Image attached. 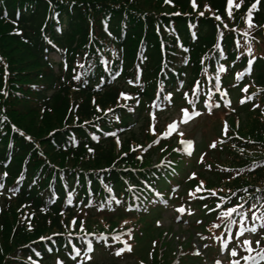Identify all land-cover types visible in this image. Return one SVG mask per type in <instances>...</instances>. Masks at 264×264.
Masks as SVG:
<instances>
[{"label":"trees","instance_id":"1","mask_svg":"<svg viewBox=\"0 0 264 264\" xmlns=\"http://www.w3.org/2000/svg\"><path fill=\"white\" fill-rule=\"evenodd\" d=\"M4 4L8 7L10 18H13V9L18 6L19 8H22L25 4H31L35 1V10L30 12H21V19L19 22L20 29H22V36L18 37H12L17 42L20 41V38L24 41H27L26 44H24V48H20L17 46H13V44L16 42L15 40L9 38L8 34H5L3 32L0 34V40L1 36L5 35L7 39L5 40V37L3 38L4 42V51L8 50L11 53L10 57H7V59H11V61L16 62L13 58H17L18 63L23 68L17 69L15 65L12 66L11 72L15 73V75H11V78H7V86L5 88L3 87V79L0 78V105L5 108V114L9 117L10 120H12L14 123L20 126V122L17 120L18 118H21L17 114H13L12 112H15L16 110H11L10 106V100L12 96L14 95L13 92L10 91V89L14 88L13 85H16V83H22L25 80L28 81L30 78H24L29 77L24 72H27L30 68V64L26 63L27 59L32 57L35 61L40 63L42 66H45L46 63L44 62L42 58V51H43V41L41 37V33L39 30V26L44 23L46 19V14L51 11V8L49 6V3L53 5V7L59 9L60 16L64 17L63 22L65 21L66 24V30L63 32L62 36H55V39L59 38V41L62 42L64 45L68 44V47L77 44V48L80 49L81 45L85 43L84 47L89 42V28H88V21L90 19H93L94 15H96L98 18V14L102 13L104 11L103 7H110L111 5L120 4L123 8L125 6H129L128 9L137 13L142 14L138 17L132 16L130 17L132 20L128 22L127 25L130 26V24L134 25V27L129 28L128 32L125 33L123 37L120 35L121 31V24L124 23V20H122V15L119 11H116L113 9L112 17H110V23H109V29L110 34L113 36V40L115 41V44L117 47L122 49L125 52V59L128 60L130 58V47L135 43L134 40L135 37L141 36L142 30H145L147 32V56L149 57V64L155 63L156 65L159 62V51L157 48V35L155 34V28L154 26L159 23L160 18H163V15L160 14V12L157 10L159 8V4L154 3L152 0H146L140 2L139 0H135L132 2V0H2ZM174 4H176L177 7L183 12L191 13L189 2L188 0H172ZM199 3H207L209 8L214 13H222L226 4V0H198ZM49 2V3H48ZM68 3H71L73 6H69ZM161 6V5H160ZM143 7V8H142ZM128 12V11H127ZM129 14V13H128ZM130 15V14H129ZM259 17H262L259 15ZM263 18V17H262ZM260 18V19H262ZM186 19H183L180 17L176 22V28L179 32V37L181 40L184 41V43L189 42L187 38V32H186ZM138 21V23H137ZM163 23L165 25L169 26V23L166 20H163ZM215 33L213 21L211 19H202L199 22V28H198V37L196 41V46L194 49H192V55L193 58L195 56L197 57L199 53H201L205 48H209L210 44L213 42V35ZM8 35V36H7ZM92 43L94 46L100 47V44L97 41H94L92 39ZM189 44V43H188ZM2 46V45H1ZM17 49V50H16ZM16 51H18V54L16 56ZM72 51L71 53L68 52V55L71 57L73 56ZM18 65V64H16ZM17 76V77H16ZM19 76V78H18ZM16 77V78H15ZM58 78H56L57 80ZM59 80V79H58ZM9 81V82H8ZM51 84V83H50ZM3 89H5V92L3 93ZM6 93V94H5ZM60 93H57L55 98L56 99ZM105 96L109 97L112 101L114 99V95L109 96L106 94ZM62 101V102H58ZM0 106V110H1ZM58 107L62 109H66L65 101L63 98H59L57 102L51 103V105H48V108L44 111L41 118L38 116L37 112L31 113V115H28L31 117V122L27 124V126H20L22 127L27 133H30L32 136L37 138L39 141L47 143L48 149L51 151L49 152L50 155L53 158L54 162H57V159L55 158V154L60 155L62 159L60 160V163L62 161H69V162H75L78 161V157L83 153V148L78 149L75 153H73V156H70L68 152L69 149L64 148L66 147V141H64V137L68 133V130L70 129L69 126L62 127L63 124V114L59 118H54L53 111H55ZM50 109V110H49ZM92 110V108H90ZM89 110V106L86 103L83 104L80 109L79 113L77 112L76 115L70 114V118L74 122H77L78 124L81 123L80 119L78 118L75 120V118L79 117L78 115H84ZM13 116V118H12ZM38 119V120H37ZM64 125V124H63ZM67 125V124H66ZM78 127H72L71 129L74 131H79L77 129ZM64 130V132L61 133V131ZM77 129V130H75ZM56 130L55 132H52ZM245 135H251L256 137L259 141L262 142V151L264 153V136L262 133L258 131L257 128H250L246 126ZM11 136V131L9 129L7 130V134L2 135L0 132V161L5 158L6 153L8 152L7 149L12 151V157L14 158L13 166L17 167L16 171H13V173L18 172V163L25 158L26 154H30L29 151L31 149V146H29L25 142L24 138L13 135V145H11L9 142H7L8 138ZM12 137V136H11ZM50 140H53L57 144V147H54L51 143H49ZM248 147V146H247ZM64 148V149H63ZM97 158L91 163L92 168H98V167H104L106 162L110 161V158L108 156H111V151H107L106 147L100 148L97 150ZM82 156V155H81ZM68 158V159H67ZM90 163V162H89ZM107 165V164H106ZM33 172V169L30 167L27 171V176H29ZM258 173H261L259 171ZM218 176H221L220 178L216 176V185L220 181L226 182L230 181L229 177L231 174H226L223 172H217L215 173ZM72 177V176H71ZM247 178L246 176H244ZM29 202L28 200H25V197L18 198L16 204ZM34 208L37 209V205L34 204ZM38 210V209H37ZM56 210H54L52 216H54V219L52 220V223L47 222L45 216L39 214L38 215V221L36 222L37 227L33 231L32 235H30L29 238L26 237V234H24V229L18 228L14 226V220H15V214L14 212H11V208L7 209V212L4 210L3 213L0 215V234L3 239L2 246H0V264H13L11 260L5 259V256L11 255L12 253L16 252L18 247L21 244L26 243L27 241H30L31 239H35L38 235L43 234L45 231H50V229L57 228V230L61 229V226L59 225L58 218L56 216ZM29 239V240H28ZM32 241V240H31ZM4 250H2V249ZM20 249V248H19ZM25 250H22V253ZM23 256L19 254L17 258L14 260L17 262V264H23L22 261L24 260L22 258ZM51 264V263H47Z\"/></svg>","mask_w":264,"mask_h":264},{"label":"rangeland","instance_id":"2","mask_svg":"<svg viewBox=\"0 0 264 264\" xmlns=\"http://www.w3.org/2000/svg\"><path fill=\"white\" fill-rule=\"evenodd\" d=\"M140 2H142L143 0H139ZM146 1V0H144ZM236 2L234 0L233 2V7L235 6ZM143 8V7H142ZM159 10H163L162 8H158ZM7 28L5 26H2L0 24V34H2L3 32H6ZM5 37V35L1 36V42H3V38ZM7 37H5L6 40ZM264 43V42H262ZM262 49V47H261ZM260 49V51H261ZM17 50V49H16ZM5 55L7 57L11 56V53L6 50L4 51ZM16 56L18 54V51H16ZM16 58V57H15ZM64 98L67 100L66 105L69 106L76 98H79V95L73 91H68V93L64 96ZM93 99H89V101H91ZM24 105L20 107L21 113H17L21 118H18L17 120L21 123L20 126H27V124H29L31 122V117H29L28 115H31V113L33 112H29V109L31 107L28 106V104L23 103ZM67 113V109H62L60 107H58L55 111H53V116L54 118H59L62 114H63V119L65 118ZM39 116V115H38ZM168 116V115H167ZM166 117V116H165ZM224 115H216L211 121L207 120L206 118H203L201 121L198 122H194L192 123L190 126H185L184 123H177V128L180 130H185L186 128V132H188L189 137L193 138L197 144H204V147H207L206 144L211 140V136L212 139H214L215 137H217L220 131V124H221V120L223 119ZM176 118H179L178 116V112H172L171 114L169 113V116L167 118V122H171L173 120H175ZM38 120V119H37ZM246 120V116H242L240 117V125H242V123H245ZM231 125L236 127V122L234 119H230L229 120ZM164 123V122H163ZM140 126V125H139ZM137 129V130H136ZM135 130L138 131L139 128L137 127ZM164 130H167V127H164ZM151 133V132H150ZM217 159H222V157L217 158ZM190 164H192L191 161L188 162L187 164V169L188 167H190ZM212 164V163H211ZM183 165V163H182ZM214 166V165H213ZM206 169V167L204 168ZM189 170V169H188ZM206 176V175H204ZM209 179L211 178V175L208 176ZM171 212H166V213H162L161 217L163 216L161 220V228H159V230L154 229L153 226H149L148 228H146L144 231L141 229V231H143L142 236L139 235V243H138V250H136L137 252L128 259L122 260L121 263H130L132 262V260H134L131 264H134L135 260H142L146 263V261L149 259V254L147 253L148 251L151 252V247L153 248V245L151 246V242L152 240H159L160 242L169 244L168 245V250L171 249L175 250L177 245L181 242L182 239L186 238L187 240H193V236L194 235L193 232L199 231V229H192V228H186L185 226H182L180 224L177 223H173L172 221H167L166 218H168L170 216ZM165 217V218H164ZM146 222H150V220L147 218L145 220ZM141 224V223H140ZM140 230V229H139ZM189 233L191 234L189 239L187 238ZM3 243V239L2 236L0 234V246H2ZM2 249V248H1ZM4 250V249H2ZM157 250H158V246L156 245V247H154V249L151 252V259L154 260L157 257ZM169 253V252H168ZM132 259V260H130Z\"/></svg>","mask_w":264,"mask_h":264},{"label":"snow or ice","instance_id":"3","mask_svg":"<svg viewBox=\"0 0 264 264\" xmlns=\"http://www.w3.org/2000/svg\"><path fill=\"white\" fill-rule=\"evenodd\" d=\"M164 2L166 4H168V3H171L172 0H164ZM191 2H192V7L195 9L196 8L195 0H191ZM233 2H234V0H227V8H226V11H228V15L230 17H231V9L233 7ZM257 2H258V0H257ZM242 3H243V0H240V3L235 4V7L236 8H239ZM205 7H208V6L205 5ZM256 7H257V3L251 4L250 9H249V13H248L249 17H250V11H251V9H255ZM199 15H203V13H199ZM215 19L220 20V17L219 16H216ZM249 26L250 27L252 26L251 23H249ZM262 27H264V26H262ZM248 51H249V54H251V49H248ZM254 59H255V57H252V59H249L248 60V65H249V67L247 68V71L248 72H251V70H252L251 69V65H252ZM220 70L221 71H224L223 67H221ZM239 75L240 74H238V76ZM76 78L77 77H74V79H76ZM0 91H2V90H0ZM243 91H246V89H243ZM120 95L121 96H124L125 94L124 93H121ZM184 95L187 96V93H185ZM97 110L100 111L99 108H97ZM106 111H111V109H108ZM181 112L184 114L185 117H187L189 110L187 108H184V109H181ZM197 114H199V113H197ZM184 122H187V120H185ZM85 123H87V122H85ZM174 128H175V123H172V124H169L168 125V130L169 131H171ZM150 130H152L154 132V128L152 126H150ZM181 135H183V134L181 133ZM183 143L187 144L188 146H191L192 141H183ZM209 146L211 148H215L216 147V142L214 141ZM137 147H140V146L138 145ZM234 147H235V145H234ZM89 151H93V150L92 149H89ZM241 151H243V150L241 149ZM189 154H191V153H189ZM202 160H203V157H201V161ZM4 175H7V173H5ZM194 176H195V174L193 173L192 176H190L189 178L191 179ZM2 187H3V185L0 184V188H2ZM201 190H204L203 189V181H200L199 185L197 186V188L194 191L199 192ZM207 191L212 196H216L217 195V192L215 190L207 189ZM257 191H260V190L258 189ZM235 194H236L235 192L232 193L233 196ZM189 196H193V191H190L189 192ZM199 198L200 199H204L203 196H201ZM226 199H230V197H219L220 203H217L216 206H215V208L208 209V211H217V210H219L218 215H217V221L218 222L217 223H213L212 228L219 229L223 225L226 229H228L229 232H231V225H233V224H239L240 227H238L236 229V235L234 236L235 239L242 238L244 236V232L245 231L250 232V233H256L257 232V228L255 227V224H253L251 227H246L243 224V221L249 218L248 213H251V217H253V218L256 217V212L252 211V209H256L257 208V204L256 203H252L251 206L248 209V212H244L243 211L244 204H239V203L233 205L232 207H223L222 208L221 205H222L223 201L226 200ZM260 199L261 200H264V196H262ZM245 203H247V202H245ZM204 207L207 208V205H205ZM262 207H264V205H262ZM238 208L241 209L240 215H239L238 219H233L232 216H233L234 213H236V211H237ZM179 211L182 212V211H184V209L181 208V209H179ZM225 217H227L228 219L225 220L224 219ZM257 219H259V220L262 221V223H261V231H264V213H262V215L260 217H258ZM200 222L201 221H198V223H200ZM75 223H76V221H75V218H74L73 221H72V224L75 225ZM157 223L159 224V221ZM81 228H83V222H81ZM130 231L131 230H129V233H130ZM208 238L209 239H215V240H219L220 239V237L218 235H215V234H213L212 236H210ZM41 239H50V238L42 237ZM201 239H205V237H201ZM262 239H264V237H262ZM153 243H155V242H153ZM252 243H253V241H250L248 239H239V243L231 249V253H230L231 256L232 257H236L237 256V250L236 249L239 246L247 245L248 246V249L250 250ZM255 243L257 245H259V244H261V240H256ZM204 247L207 248V247H209V245H204ZM225 247H226V245H225ZM125 250L131 251V245H126V249L125 248L117 249L115 251V255L119 256ZM71 251L76 252L77 255L80 254V250L77 249L75 246H73V248H72ZM194 254L195 255H199L200 254L199 250L197 249V251ZM261 258L264 259V255H262ZM73 259H75V257H73ZM89 259H90V257H89ZM242 259H246L247 260V259H250V258L249 257H242ZM56 264H63V261L57 259ZM215 264H222V261L217 260V261H215ZM230 264H240V262H239V260H232V261H230Z\"/></svg>","mask_w":264,"mask_h":264}]
</instances>
